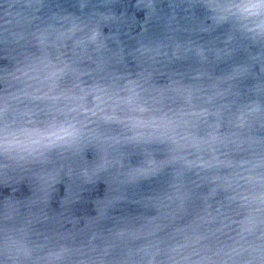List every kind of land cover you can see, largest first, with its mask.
<instances>
[{
    "label": "water",
    "instance_id": "water-1",
    "mask_svg": "<svg viewBox=\"0 0 264 264\" xmlns=\"http://www.w3.org/2000/svg\"><path fill=\"white\" fill-rule=\"evenodd\" d=\"M0 52V135L35 148L41 169L0 168V264H264V3L0 0ZM49 110L61 123L46 130ZM15 178L33 186L20 204ZM44 224H67L61 256Z\"/></svg>",
    "mask_w": 264,
    "mask_h": 264
},
{
    "label": "snow or ice",
    "instance_id": "snow-or-ice-1",
    "mask_svg": "<svg viewBox=\"0 0 264 264\" xmlns=\"http://www.w3.org/2000/svg\"><path fill=\"white\" fill-rule=\"evenodd\" d=\"M259 3H264V0H259ZM97 101L102 102V97H100L99 95L96 97ZM105 123H113V122H119L118 118L114 115H105L102 117ZM141 126L140 122H134L133 123V127L135 128H139ZM75 132L74 131H70L67 128H61L58 131H55L51 134L50 139H52V137H54V139H52V143H56L58 141L61 140H65L68 137L74 136ZM133 139L140 141L143 138L139 135H137L136 137H134ZM50 146V145H49ZM4 149V145L2 142H0V150ZM156 171H158V169L156 168H151V169H138L136 171V173L133 175L132 180L135 181L136 179H139L143 176L149 175V174H155Z\"/></svg>",
    "mask_w": 264,
    "mask_h": 264
},
{
    "label": "clouds",
    "instance_id": "clouds-1",
    "mask_svg": "<svg viewBox=\"0 0 264 264\" xmlns=\"http://www.w3.org/2000/svg\"><path fill=\"white\" fill-rule=\"evenodd\" d=\"M0 142L4 145V150L10 154L17 153L21 150V144L19 140L16 138L14 133H10L7 129L3 130L2 135H0ZM34 144L38 145V141H34ZM29 154H31L33 151H35V148L27 147L24 149ZM13 159H16L17 157L15 155H12ZM20 159H23V157H19Z\"/></svg>",
    "mask_w": 264,
    "mask_h": 264
}]
</instances>
